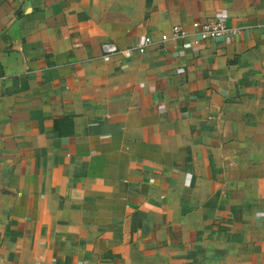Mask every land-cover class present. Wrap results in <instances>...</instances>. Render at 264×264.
Listing matches in <instances>:
<instances>
[{
  "label": "crops",
  "instance_id": "obj_1",
  "mask_svg": "<svg viewBox=\"0 0 264 264\" xmlns=\"http://www.w3.org/2000/svg\"><path fill=\"white\" fill-rule=\"evenodd\" d=\"M0 264H264V0H0Z\"/></svg>",
  "mask_w": 264,
  "mask_h": 264
},
{
  "label": "built area",
  "instance_id": "obj_2",
  "mask_svg": "<svg viewBox=\"0 0 264 264\" xmlns=\"http://www.w3.org/2000/svg\"><path fill=\"white\" fill-rule=\"evenodd\" d=\"M193 26L198 29L196 33V40L193 42H183L181 43V47L183 49H197L200 41L205 40H215L220 36L225 35L228 32V29L224 22L220 19H214L209 22H205L203 24H193ZM184 33L181 31L179 26H175L172 28V38L179 39L184 37ZM102 51L105 56H110L112 54L118 53L117 48L113 44H104L102 46ZM124 55L126 57H130L131 53L129 51H125Z\"/></svg>",
  "mask_w": 264,
  "mask_h": 264
}]
</instances>
